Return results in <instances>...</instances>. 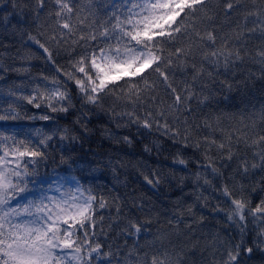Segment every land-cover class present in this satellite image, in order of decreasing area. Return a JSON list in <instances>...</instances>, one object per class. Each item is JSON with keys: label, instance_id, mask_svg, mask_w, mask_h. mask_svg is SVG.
<instances>
[{"label": "snow or ice", "instance_id": "snow-or-ice-1", "mask_svg": "<svg viewBox=\"0 0 264 264\" xmlns=\"http://www.w3.org/2000/svg\"><path fill=\"white\" fill-rule=\"evenodd\" d=\"M4 13L29 66L0 72L31 75L34 58L47 72L0 100V264H264V103L222 106L264 97V0H7ZM22 119L49 124L7 127ZM105 119L136 134L104 127L112 153L85 152ZM137 144L135 163L120 155ZM57 152L68 175L30 180ZM130 184L141 194H121Z\"/></svg>", "mask_w": 264, "mask_h": 264}, {"label": "trees", "instance_id": "trees-1", "mask_svg": "<svg viewBox=\"0 0 264 264\" xmlns=\"http://www.w3.org/2000/svg\"><path fill=\"white\" fill-rule=\"evenodd\" d=\"M7 2V0H0V19H2L4 13V4ZM97 2H101V0H97ZM8 10L11 11V5L8 4ZM12 23H16V21L19 19L18 16L10 17ZM33 34H36L35 28L31 29ZM33 52H36V46L32 45ZM25 49L21 47L20 37L14 36L10 32H6L5 27L2 23H0V65L5 66H11V67H20L22 64L23 66L27 67L29 64L22 62L19 59L18 54H24ZM63 55V54H62ZM33 67L31 68V75L25 74V73H16V72H8L3 73L0 72V75L4 76V80H0V100L4 99L7 94V90L10 87H16V86H23L21 90L24 91L26 94L27 92H31L33 88L36 87L37 83L41 84L43 86V81L39 80V73L41 71L47 72V66L45 65L43 59L34 58L29 62ZM60 63H64V60L61 59ZM35 78V79H34ZM264 103V97L261 96L258 88L253 89L251 91H245V93L241 96V94H233L232 100L230 102H225L226 110L232 111V112H244L245 114L251 112L254 108L259 109L261 104ZM2 106V105H0ZM25 110L27 111L28 115L35 114L36 116L42 114L44 109L37 110L33 108L31 105H25ZM50 115H53L54 117L56 114L49 113ZM64 120H61V123H64ZM49 122L42 121H29L27 119H22L13 123H10L7 125L10 129L15 130H23L28 131L29 129H35V128H46L48 126ZM6 127V125H1L0 129ZM93 133L90 137L89 142L85 145V152H88L89 147L91 148V152L97 153L99 156H106L107 154L112 153V147L109 143V141L104 137L102 134V128L104 127H111L114 131H117L120 135L125 134H136V128L130 127V128H120L115 129V125H109L107 123V120L105 119L101 123H97L94 121L93 125ZM18 139H23V135L19 136ZM154 139V137H149V140ZM161 143H164V150L161 151L159 154L158 160L160 164L163 166V171L167 172L166 165L170 163L171 161V153L175 151L168 143H165L161 141ZM142 151V146L137 144L133 148H124L121 150L120 155L123 156L125 152L128 153L127 156H124V159L127 160L129 158L132 159L133 163L136 162L137 159L140 158V153ZM88 159H91V154L89 153L87 156ZM149 161V163H153L155 159H157L156 154L153 153L152 157H144ZM39 175L43 177H47L52 175L53 173H57L59 175L66 176L68 175L67 171V165L62 164L60 162V155L59 153H55L54 156H50V158L46 161H42L39 163V165L36 168ZM128 173H130L132 176H135V172L132 170L131 165L128 166ZM90 180V178H88ZM103 183L108 184V181L110 179V176H104L101 178ZM121 179H124V176H121ZM88 180L85 181L87 184ZM93 185L98 183L97 181H92ZM108 187H111V184H108ZM135 188L137 191V194H141L143 191L138 184H130L127 189H121V194L124 192H131L132 189ZM95 191L98 193L103 191L101 188H95ZM164 192L167 196V199H165V196H161L160 200L163 202L169 203V206H171V200H174L176 195H178L177 192H172L168 190L166 187L164 189ZM115 194V193H113ZM155 199V197H154ZM107 213V210H105V213ZM201 231L207 232L208 229H203ZM199 256V253H198ZM204 258L207 261L211 260V256L208 252H204L203 254Z\"/></svg>", "mask_w": 264, "mask_h": 264}, {"label": "rangeland", "instance_id": "rangeland-1", "mask_svg": "<svg viewBox=\"0 0 264 264\" xmlns=\"http://www.w3.org/2000/svg\"><path fill=\"white\" fill-rule=\"evenodd\" d=\"M28 93L29 92H27L26 94H28ZM32 121L42 122L39 119L32 120ZM10 123H13V122H10ZM1 125H5V123L4 122H0V126ZM36 172H37V170H36ZM60 176H63V175H59L57 173H53L49 177H43V176L39 175L38 172H37V174L35 176L30 177V180L38 181V182L42 183L45 188H47L49 184H51L54 180L58 179ZM29 187H32V185L30 184ZM37 187H39V184H37ZM65 187H67V185H65ZM50 194H52V193H50Z\"/></svg>", "mask_w": 264, "mask_h": 264}]
</instances>
